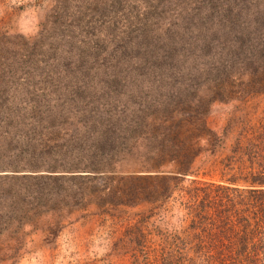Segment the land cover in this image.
<instances>
[{
    "label": "rangeland",
    "instance_id": "rangeland-1",
    "mask_svg": "<svg viewBox=\"0 0 264 264\" xmlns=\"http://www.w3.org/2000/svg\"><path fill=\"white\" fill-rule=\"evenodd\" d=\"M262 19L264 0H0V117L50 166L0 172V264H131L114 244L159 205L130 206L134 179L192 187L177 164L147 160L166 129L191 149L196 97L227 147L264 117L260 65L236 51L264 36ZM230 155L208 157L198 181L221 184Z\"/></svg>",
    "mask_w": 264,
    "mask_h": 264
},
{
    "label": "trees",
    "instance_id": "trees-1",
    "mask_svg": "<svg viewBox=\"0 0 264 264\" xmlns=\"http://www.w3.org/2000/svg\"><path fill=\"white\" fill-rule=\"evenodd\" d=\"M261 21L264 28V20ZM236 46V51L243 57L248 55L260 65L262 86L258 92L264 94V36L260 35L248 46L245 41ZM218 74L224 75L216 69L214 77L219 78ZM195 99L192 109L194 121L191 116L183 119L186 125L191 126L186 131L196 133L189 136L196 135L191 149L184 150L181 143L179 148L175 147L177 137L169 139L171 129L167 128L160 151L147 157V160H155L156 164L165 160L171 165L177 164L175 169L189 176L187 182L192 189L181 187L186 179L182 177L145 176L134 179L147 184H131L130 198H141L136 203L132 201L130 206L136 207L142 201H159V205L157 211L151 209L146 214L140 213V218L116 241L114 249L119 257L128 256L131 264H264V117L256 122L257 125L240 130L238 137L233 138L234 147H227L226 140L208 134L209 123L199 112V99ZM188 102L192 104L191 100ZM15 123L8 116L0 117V172L23 167L49 169L50 166L38 165L33 158L36 156L35 148L28 153V145L37 142L33 141L35 137H17L13 131ZM204 131L207 135L200 138ZM166 139L171 141L169 147H166ZM39 140L43 153L45 141ZM20 142L24 144L22 148L18 145ZM226 152L231 155L221 160L219 172L222 183L215 185L198 181V171L206 159ZM148 167L147 170H151ZM148 183L152 184L149 186ZM195 185L201 187L195 188ZM174 191L179 194L175 200L178 206L173 213L175 206H168V199ZM172 216H179L180 234L171 233L173 225L170 226L169 218ZM185 224L187 226L183 227Z\"/></svg>",
    "mask_w": 264,
    "mask_h": 264
}]
</instances>
